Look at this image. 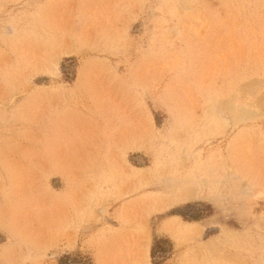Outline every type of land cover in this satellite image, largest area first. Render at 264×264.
I'll return each instance as SVG.
<instances>
[{"label": "rangeland", "instance_id": "rangeland-1", "mask_svg": "<svg viewBox=\"0 0 264 264\" xmlns=\"http://www.w3.org/2000/svg\"><path fill=\"white\" fill-rule=\"evenodd\" d=\"M0 264H264V0H0Z\"/></svg>", "mask_w": 264, "mask_h": 264}, {"label": "bare ground", "instance_id": "bare-ground-1", "mask_svg": "<svg viewBox=\"0 0 264 264\" xmlns=\"http://www.w3.org/2000/svg\"><path fill=\"white\" fill-rule=\"evenodd\" d=\"M78 133V132H77ZM83 134V133H82ZM83 136V135H82ZM86 136V135H85ZM88 136V135H87ZM80 137V136H79ZM85 138V137H84ZM78 140V139H77ZM82 141V140H81ZM87 141V140H86ZM63 142V141H62ZM80 143V142H79ZM92 143V142H91ZM66 144V143H65ZM71 145V144H70ZM77 147V146H76ZM131 218V217H130ZM128 221V220H127ZM137 222V221H136ZM129 224V223H128ZM130 233V232H129ZM122 233H120V235H121ZM136 234V233H135ZM117 236V235H116ZM120 238V237H119ZM115 239V238H114ZM111 242V241H110ZM127 242V241H126ZM133 246V245H132ZM130 247H131V245H130ZM121 249V248H120Z\"/></svg>", "mask_w": 264, "mask_h": 264}]
</instances>
